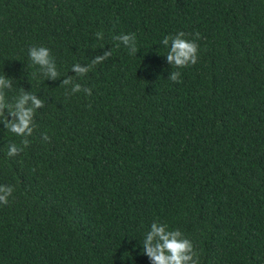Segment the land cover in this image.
Returning <instances> with one entry per match:
<instances>
[{
    "label": "trees",
    "instance_id": "1",
    "mask_svg": "<svg viewBox=\"0 0 264 264\" xmlns=\"http://www.w3.org/2000/svg\"><path fill=\"white\" fill-rule=\"evenodd\" d=\"M181 31L200 34L198 61L172 69L161 42ZM129 33L137 55L113 39ZM33 46L61 78L32 65ZM6 75L9 101L23 87L45 107L17 156L7 145L22 138L0 123V185L14 187L0 264H150L153 221L180 229L199 264H264V0H0ZM68 75L92 95H65Z\"/></svg>",
    "mask_w": 264,
    "mask_h": 264
},
{
    "label": "clouds",
    "instance_id": "2",
    "mask_svg": "<svg viewBox=\"0 0 264 264\" xmlns=\"http://www.w3.org/2000/svg\"><path fill=\"white\" fill-rule=\"evenodd\" d=\"M95 35L98 40H103L104 34L102 32H97ZM199 35L197 32L194 34L195 38L189 40L186 38V33L181 31L178 34L163 38L161 44L168 48L164 55L172 69L185 68L197 63L199 45L196 41ZM113 39L119 42L117 47L123 44L132 55H137L140 50L137 48L135 33L120 34ZM28 54L32 65L38 66L39 72L44 77L51 80L61 78L50 49L43 46H33L29 48ZM112 54V49H106L103 54H96L89 65L73 64L71 71L75 73V77H83L93 66L103 63ZM180 76L179 71L172 70L168 79L172 82H179ZM60 86L65 88V95H74L81 91L89 96L92 95V90L83 88L80 83L75 82L73 75L64 77ZM12 87L13 82L9 76H0V123L7 131L22 138L20 145L15 143L7 145L6 155L8 157L19 155L24 148L30 145L31 141L28 137L34 131L36 110L45 107L44 100L37 94L26 91L23 87L20 93L9 101L6 98L5 90H10ZM43 138L46 141L50 139L47 134H44ZM13 192V186L0 185V204L8 205L9 197L12 196ZM141 244V254L148 257L150 264H199V253L196 251L193 242L180 229H169L166 223L153 221Z\"/></svg>",
    "mask_w": 264,
    "mask_h": 264
}]
</instances>
